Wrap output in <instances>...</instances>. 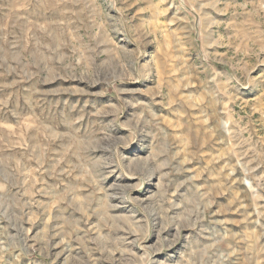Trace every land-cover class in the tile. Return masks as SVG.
<instances>
[{"label": "rangeland", "instance_id": "obj_1", "mask_svg": "<svg viewBox=\"0 0 264 264\" xmlns=\"http://www.w3.org/2000/svg\"><path fill=\"white\" fill-rule=\"evenodd\" d=\"M0 264H264V0H0Z\"/></svg>", "mask_w": 264, "mask_h": 264}]
</instances>
